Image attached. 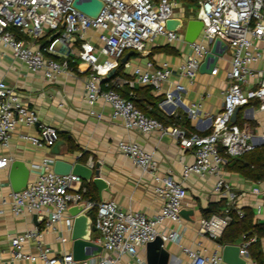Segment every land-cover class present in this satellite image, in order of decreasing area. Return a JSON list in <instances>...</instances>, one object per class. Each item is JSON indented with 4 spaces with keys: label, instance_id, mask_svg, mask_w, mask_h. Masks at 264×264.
Returning a JSON list of instances; mask_svg holds the SVG:
<instances>
[{
    "label": "built area",
    "instance_id": "obj_1",
    "mask_svg": "<svg viewBox=\"0 0 264 264\" xmlns=\"http://www.w3.org/2000/svg\"><path fill=\"white\" fill-rule=\"evenodd\" d=\"M103 7L96 17L87 15L73 5V0H0V50L11 51L31 72H43L52 78L64 69H70L66 60L58 61L52 55L58 54L57 45L66 46L72 39L81 40L79 57L92 69L91 76L85 82L86 99L92 106L99 99L113 109V116L122 120L128 130L143 133L160 131L178 140L184 148H194L195 161L185 166L184 177L192 173L201 177H215L214 190L227 198L231 204L225 214H213L200 222L199 231L209 238L217 239L230 222V209L235 207L243 216L237 201L239 194L224 178L226 158L220 153L222 146L230 155H241L254 149L258 140L264 142V123L262 133L255 136L249 128L240 127L232 116L236 109L257 99L264 110V68L256 67L264 58V0H198V17L204 22L198 39L191 43L192 52L183 64V73L194 78L200 65L210 52L212 44L222 41L227 44L225 53L231 54V68L227 72L229 87L224 94L222 110L209 119L212 131L209 134L192 132L174 125H165L156 118L146 115L135 103L118 91L103 87L98 80L106 77L119 65V60L128 50L144 51L149 40L157 36H166L169 41L183 37L177 31L168 30L166 22L175 17V0H102ZM16 30L35 42L47 30L54 38L44 49L33 47L20 38ZM97 32L101 46L97 48L89 39V31ZM97 50L109 57L99 60ZM47 54H45V52ZM215 66L212 74H217ZM171 69L167 64L156 67L151 60L136 66L133 78L126 82L131 86L136 83L160 89L169 80ZM177 91H184L182 84H177ZM180 100L174 91L167 92V100ZM175 101V100H174ZM191 115L199 110L198 105L188 107ZM34 126L39 123L37 112L23 101L17 86L7 84L0 79V144L8 147L15 129L19 125ZM22 137L36 145L52 146L59 139L56 128L40 124L37 135L22 134ZM119 148L130 156L136 164L149 168L155 174L158 184L154 192L162 199L160 211L147 216L141 211L123 210L112 200L94 201L86 198L87 188L83 179L75 174H58L53 169L54 160L45 159L35 164L39 173L21 190L10 193L11 209L15 214H39L47 212L45 228H53L55 223L64 219L72 228L73 218L68 214L73 204L85 202L87 207L96 208L94 224L97 236L94 242L102 245V251L91 258L78 260L72 252L52 254L49 247L40 245L42 232L37 228L26 230L12 237L13 253L16 258H26L32 262L42 260L44 264H118L125 254L136 255L140 246L161 236L165 241H179L181 233L177 230H159L166 221L179 222L183 209L186 189L180 179L170 174L160 176L157 163L152 154L134 141H120ZM12 157L0 156V168L10 164ZM256 214L264 221V203L256 204ZM245 237V236H244ZM37 241L38 252H24V243ZM66 241L65 237L61 238ZM255 238L243 240L240 255L250 259L249 244ZM183 251L189 256L190 264H228L223 260L222 249L208 254L184 246ZM108 252L109 254H104ZM253 264H260L253 261Z\"/></svg>",
    "mask_w": 264,
    "mask_h": 264
},
{
    "label": "crops",
    "instance_id": "obj_2",
    "mask_svg": "<svg viewBox=\"0 0 264 264\" xmlns=\"http://www.w3.org/2000/svg\"><path fill=\"white\" fill-rule=\"evenodd\" d=\"M175 1H177L175 17L184 19V25L179 30L183 37L169 41L164 35L157 36L147 42L144 51L134 50L123 61V57L130 50L126 51L119 60V64H123L121 69L118 70V65L109 75L98 80V83L103 87L108 83L110 88L119 93L136 97L141 104L162 115L168 126L187 128L188 132L194 131L205 135L212 131L209 118L219 113L224 105V94L229 87L227 72L231 68V54L224 53L218 59L217 74L199 70L194 78L186 76L182 67L187 56L192 52V46L184 39V31L188 19L195 16L197 10L193 6L185 7L179 0ZM17 31L19 30H16L18 34ZM19 34L18 36L27 43L42 50L45 47H42L44 43L52 36L47 30L43 36L33 42L22 32L19 31ZM89 38L97 48L101 46L97 32L89 31ZM81 42L76 38L66 46L57 47L59 53L52 57L58 56L60 60L69 58L74 67L64 69L52 78H47L41 71L31 72L11 51L0 50V79L9 85L17 86L24 103L37 112L39 123L56 128L59 134L57 141H63L59 154L52 152L55 144L42 147L33 145L25 140L22 134H39L40 124L34 126L23 124L15 129L8 147L0 144V156L12 157L8 166L0 168V264H44L42 260L32 262L26 258H16L13 253L12 237L34 228L42 232L40 245L49 247L52 254L72 252V228L65 224L64 219L56 222L53 228H45L47 212L15 214L12 211L10 193L13 189L10 170L15 160L24 162L30 168L28 182L34 180L39 173L34 167L35 164L45 159L63 158L70 162L88 163L91 166H96L99 162L100 175L107 183V190L104 189L100 195L95 185L96 200L94 201L112 200L123 210L141 211L147 216H153L160 211L163 202L154 192V188L159 183L155 174L149 168L136 164L130 156L120 150L118 145L122 140L134 141L142 145L157 163L156 174L160 176L170 174L180 179L186 189L182 209L185 210V214H181V220L166 221L159 226L160 231L171 229L181 233L178 242L172 240L164 242V247L169 252L168 264H190L189 256L183 251L184 246L198 250L201 254L223 249L224 245L217 241L218 238H209L199 231L202 219L213 214L223 215L226 208L231 205L225 196L215 192V177H201L194 173L184 177L185 166L195 161L194 148H184L174 137L162 134L160 131L143 133L135 129H126L122 120L113 116L112 107L101 99L92 106L88 105L85 82L93 72L90 65L79 57ZM261 44L264 46L263 42ZM44 52L47 54L46 51ZM97 54L100 61L109 59L98 50ZM148 60H151L156 67L167 64L171 69V76L160 89L150 86L151 89L145 92L142 88L149 85L136 83L131 86L126 80L133 78L136 66L143 65ZM256 67L264 68V58L256 64ZM177 84H182L185 90L177 91L175 89ZM168 91H174L180 100L177 98L174 99L175 101L167 100ZM151 97L162 98L156 102ZM195 104L199 106V110L191 115L188 107ZM234 122L240 127L249 128L256 137L260 136L264 123V110L260 108L259 100L254 99L240 106ZM256 142H260L258 145L262 144L258 138ZM224 178L231 184L232 190L239 194L238 206L251 207L255 219L263 221L257 216L255 206L264 203V181H250L237 172L225 169ZM222 199L226 200V205L221 211L208 212L211 203L220 202ZM92 211L90 210L88 214L94 224L95 217ZM67 215L74 221L69 210ZM96 236L97 231L92 232L91 238L94 239ZM62 237H65L66 241H62ZM37 244V241L33 240L25 242L24 252L37 253ZM262 248L264 253V239H262ZM147 250V245L140 246L136 255L125 254L118 264H146ZM104 254L109 253L104 252ZM253 261L257 260L250 255L246 264H253Z\"/></svg>",
    "mask_w": 264,
    "mask_h": 264
},
{
    "label": "water",
    "instance_id": "obj_3",
    "mask_svg": "<svg viewBox=\"0 0 264 264\" xmlns=\"http://www.w3.org/2000/svg\"><path fill=\"white\" fill-rule=\"evenodd\" d=\"M73 5L80 11L86 13L89 16L96 17L102 7V0H73ZM184 25V19L181 17H172L167 20L166 27L168 30L177 31ZM204 26L203 20L198 17L189 18L185 31L184 39L189 42H195ZM54 36H51V40ZM219 40H217L218 42ZM217 42L211 47L210 52L200 65L201 72L211 73L217 64L218 59L224 55L227 50V44L222 41L221 48H218ZM134 50H130L123 57V61L133 53ZM240 107H238L232 116L235 120ZM263 143V142H262ZM63 144L62 140L55 143L52 148V152L55 154L60 153V145ZM99 162L96 166H91L88 163L82 162H70L63 158H56L54 160L53 169L58 174H75L81 177L84 181H92L100 191V195L104 189L107 190V183L100 175ZM30 176V168L22 161L15 160L12 162L10 170V180L12 189L14 191L25 188L28 184ZM92 210V207H87L85 202L79 204H73L69 207L70 214L74 217L71 239L72 253L75 259L84 260L91 258L94 255H98L102 251V245L94 242L91 238L92 232H95L96 225L93 224V220L88 214ZM181 214H185V210H182ZM147 256L146 264H168L169 252L164 247V240L161 236H158L155 240L147 244ZM223 260L228 264H246V259L240 255V246L238 244H226L222 249Z\"/></svg>",
    "mask_w": 264,
    "mask_h": 264
},
{
    "label": "trees",
    "instance_id": "obj_4",
    "mask_svg": "<svg viewBox=\"0 0 264 264\" xmlns=\"http://www.w3.org/2000/svg\"><path fill=\"white\" fill-rule=\"evenodd\" d=\"M185 7H198V0H179ZM18 35L19 34V31ZM49 40L44 43V46L49 44ZM58 61L66 60L69 63L70 67H74L73 62L69 58L65 59H58V56H53ZM123 64H119L118 70L121 69ZM145 92L151 89L150 86H144L142 88ZM121 94V93H120ZM122 96L131 99L135 105L140 108L146 115L156 118L162 121L164 124L167 125L165 122L164 117L158 114L156 111L149 109L145 105L141 104L137 101V98L131 95H123ZM156 102H158L162 97L153 98ZM188 132L187 128H185ZM194 131L188 132V134ZM71 143V139H69V144ZM72 147V145L70 144ZM220 153L226 158V164L224 165V169L230 172H237L241 174L244 178L250 181H264V142L260 145H257L254 149L247 151L241 155H230L226 152V150L219 146ZM84 185L86 186L87 190L84 193L86 198H91L92 200H96V196L94 194L95 184L92 181H83ZM225 199H222L220 202L211 203L209 208L207 209L208 212H215L221 211L223 206L226 205ZM243 211V216L240 215L238 209L235 207H231L230 209V222L226 226L222 235L217 239V241L221 245L226 244H237L243 240H249L251 238H255L248 246V251L251 256L260 264H264V253L262 248V239H264V222L257 221L255 219L254 210L251 207H241ZM94 217L96 213V208L92 211ZM245 236V237H244Z\"/></svg>",
    "mask_w": 264,
    "mask_h": 264
},
{
    "label": "rangeland",
    "instance_id": "obj_5",
    "mask_svg": "<svg viewBox=\"0 0 264 264\" xmlns=\"http://www.w3.org/2000/svg\"><path fill=\"white\" fill-rule=\"evenodd\" d=\"M193 8H194L195 10H198V7H193ZM197 12H198V11H196L194 14L197 15ZM60 46H61V45H60V43H59V44L57 45V47H60Z\"/></svg>",
    "mask_w": 264,
    "mask_h": 264
}]
</instances>
